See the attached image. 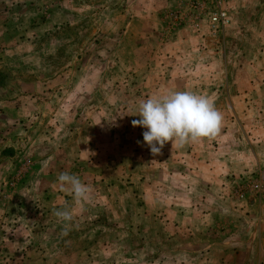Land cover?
<instances>
[{"label": "rangeland", "instance_id": "1", "mask_svg": "<svg viewBox=\"0 0 264 264\" xmlns=\"http://www.w3.org/2000/svg\"><path fill=\"white\" fill-rule=\"evenodd\" d=\"M181 3L0 0V264L185 263L177 249L194 242L193 236L172 234V226L164 230L146 212L144 187L128 182L136 180L129 170L130 144L104 136V129L114 133L125 126L127 113L147 96L141 86L153 61L148 53L161 43L156 32L165 33L157 26L168 24V35L177 31L170 13ZM228 5L235 25L210 33L220 42L233 33L236 67L241 51L254 48L243 47L242 38H252L264 0H247L234 10ZM177 77L167 76L175 88ZM189 77L196 86L209 85L206 74ZM217 77L210 93L235 102L236 147L256 154V136L264 132L258 122L264 86H236L240 81L232 74ZM233 80L235 86H226ZM103 156L108 164L97 165ZM62 172L89 184L93 203L75 205L58 186ZM144 173L135 170L137 179ZM241 174L232 194L248 201L258 217L264 168L257 162ZM65 205L73 210V228L62 235L53 211Z\"/></svg>", "mask_w": 264, "mask_h": 264}, {"label": "crops", "instance_id": "2", "mask_svg": "<svg viewBox=\"0 0 264 264\" xmlns=\"http://www.w3.org/2000/svg\"><path fill=\"white\" fill-rule=\"evenodd\" d=\"M229 1L232 10L247 3V0ZM234 16L232 12V27L235 25ZM167 25L157 26L165 33L156 32L161 43L148 53L153 61L145 71L147 78L141 87L147 91L144 93L147 96L142 100L176 89L200 94L205 88V96L214 101L223 117L219 134L215 139H202L175 148L168 142L162 152L154 156L148 147L138 143L143 141L145 129L133 126L132 120L139 119V116L129 115L122 120L125 126L120 124L114 133L104 129L105 139L113 141L118 137L130 144L129 170L131 178L135 176L136 180L128 182L144 187L142 200L146 212L153 219H160L164 230L172 226L175 227L172 234L193 236L194 242L187 240L177 249L185 257L184 264H264V201L259 216H252L250 203L232 194V188L243 175L241 173H248L257 162L264 168V132L262 136L259 134L260 139L256 136L258 157L237 148L235 132L231 128L235 102L233 99L219 101L210 93L212 86H218L217 76L222 74L237 76L240 82L236 86H264V14L254 25L252 38H242L243 47L251 44L254 48L241 51L236 67L233 33L231 38L220 42L210 33L208 23H203L199 31L178 26L171 35H168ZM192 72L199 76L208 75L209 85L196 86L197 80L189 77ZM175 74L180 83L177 82L178 88L173 86L171 78L167 79ZM226 86H235L234 80L227 81ZM263 115L258 116L260 127L264 126ZM128 124L129 128L126 127ZM106 159L103 156L97 160V165L101 160L108 164ZM136 169L145 171L139 179Z\"/></svg>", "mask_w": 264, "mask_h": 264}, {"label": "clouds", "instance_id": "3", "mask_svg": "<svg viewBox=\"0 0 264 264\" xmlns=\"http://www.w3.org/2000/svg\"><path fill=\"white\" fill-rule=\"evenodd\" d=\"M127 115L139 116L132 120L133 126L143 129L142 146L150 149L155 156L171 142L177 145L215 139L222 125V114L214 101L205 95L191 91H167L141 100L135 112ZM99 124V123H98ZM59 188L72 197L75 205L93 203V188L69 172L57 176ZM54 216L62 223V235L73 228V210L65 205L54 209Z\"/></svg>", "mask_w": 264, "mask_h": 264}, {"label": "built area", "instance_id": "4", "mask_svg": "<svg viewBox=\"0 0 264 264\" xmlns=\"http://www.w3.org/2000/svg\"><path fill=\"white\" fill-rule=\"evenodd\" d=\"M228 3L229 0H182L170 13L173 16L171 27L189 26L199 31L203 23H208L211 33L216 35L231 22Z\"/></svg>", "mask_w": 264, "mask_h": 264}]
</instances>
